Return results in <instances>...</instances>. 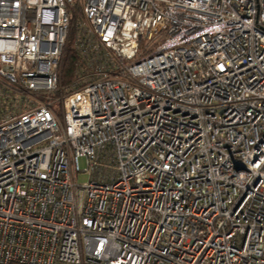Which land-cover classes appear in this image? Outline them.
<instances>
[{"label":"built area","instance_id":"built-area-1","mask_svg":"<svg viewBox=\"0 0 264 264\" xmlns=\"http://www.w3.org/2000/svg\"><path fill=\"white\" fill-rule=\"evenodd\" d=\"M0 264H264V0H0Z\"/></svg>","mask_w":264,"mask_h":264},{"label":"trees","instance_id":"trees-1","mask_svg":"<svg viewBox=\"0 0 264 264\" xmlns=\"http://www.w3.org/2000/svg\"><path fill=\"white\" fill-rule=\"evenodd\" d=\"M72 20L68 41L61 60V85L67 88L72 85L76 78L77 69L83 63L75 48V40L82 32V25Z\"/></svg>","mask_w":264,"mask_h":264},{"label":"rangeland","instance_id":"rangeland-1","mask_svg":"<svg viewBox=\"0 0 264 264\" xmlns=\"http://www.w3.org/2000/svg\"><path fill=\"white\" fill-rule=\"evenodd\" d=\"M75 20L74 22H76L77 24H83V16H82V13L81 11H77L75 14H74V19ZM53 109L56 111V113L60 116V105L59 103H56L53 105ZM79 168H80V171L82 173L80 174H77L76 176V183L80 186H83L85 184H87L88 180H89V176L86 174V173H83V171H85L86 169V166H85V162L83 159H80L79 160Z\"/></svg>","mask_w":264,"mask_h":264}]
</instances>
